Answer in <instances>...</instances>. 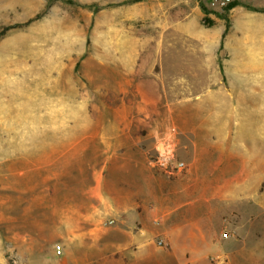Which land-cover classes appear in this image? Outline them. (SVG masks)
I'll list each match as a JSON object with an SVG mask.
<instances>
[{"label": "rangeland", "instance_id": "rangeland-1", "mask_svg": "<svg viewBox=\"0 0 264 264\" xmlns=\"http://www.w3.org/2000/svg\"><path fill=\"white\" fill-rule=\"evenodd\" d=\"M137 1L0 0L2 239L13 240L20 217L37 230L49 205L77 200L107 144L138 141L135 156L146 158L148 132L154 162L166 140L185 163L172 175H246L248 194L264 202V62L253 68L264 51V0L224 10L159 0L150 13ZM240 13L248 17L234 31L230 19ZM224 45L251 68L213 69L229 57ZM24 105L34 122L9 121ZM28 131L33 142L23 139ZM218 237L238 241L225 228Z\"/></svg>", "mask_w": 264, "mask_h": 264}, {"label": "crops", "instance_id": "crops-1", "mask_svg": "<svg viewBox=\"0 0 264 264\" xmlns=\"http://www.w3.org/2000/svg\"><path fill=\"white\" fill-rule=\"evenodd\" d=\"M158 4L159 0H146V11ZM247 17L246 13L231 16L234 31ZM223 47L229 57L213 69L251 68L240 55L236 57L241 50ZM259 50L256 69H262L264 62L263 48ZM149 137L148 132L146 158L135 156L143 150L138 141L107 144L110 152L94 171L93 181H79L77 200L49 205L45 227L37 223L35 230L31 221L28 230L22 217L16 220L13 240L0 237V264H232L236 258L238 264H258L264 260L260 249L264 202L256 192L248 194L246 175L211 174L200 179L197 174L190 179L168 174L148 156ZM224 228L236 233L238 241L220 240ZM210 245L214 249L204 248ZM215 257L221 260L212 262Z\"/></svg>", "mask_w": 264, "mask_h": 264}, {"label": "built area", "instance_id": "built-area-1", "mask_svg": "<svg viewBox=\"0 0 264 264\" xmlns=\"http://www.w3.org/2000/svg\"><path fill=\"white\" fill-rule=\"evenodd\" d=\"M206 2V5L210 9H219L224 10L228 7L229 4L236 1L243 0H201ZM175 148L174 145L170 141L163 140L158 143L156 147V158L155 164L157 167L161 168L166 173L172 174L174 171L182 170L185 167V163L183 161H178L175 159ZM224 237H227L228 234H223ZM159 245H163L162 240L158 241ZM56 253H61L60 245H56L55 247Z\"/></svg>", "mask_w": 264, "mask_h": 264}, {"label": "bare ground", "instance_id": "bare-ground-1", "mask_svg": "<svg viewBox=\"0 0 264 264\" xmlns=\"http://www.w3.org/2000/svg\"><path fill=\"white\" fill-rule=\"evenodd\" d=\"M11 39V38H10ZM9 39V40H10ZM29 39V38H28ZM22 40V39H21ZM20 40V42H22ZM31 40V39H30ZM8 41V40H7ZM11 41V40H10ZM25 41H27L26 39H25ZM18 42V41H17ZM29 42V41H28ZM15 43V42H14ZM18 44V43H17ZM21 44V43H20ZM32 46V45H31ZM36 47V45H33V47ZM11 47V46H10ZM9 47V48H10ZM33 67V66H32ZM19 75V74H18ZM222 99V98H221ZM253 99V98H252ZM255 99H256V97H255ZM262 99V98H261ZM225 100V99H224ZM244 100H246L245 98H244ZM264 101V100H263ZM262 101V102H263ZM242 108V107H241ZM1 106H0V111H1ZM245 109H247V108H245ZM32 107L31 106H28V107H26L25 105L24 106H22V107H20V108H18V112H17V114H16V116L14 117H12L9 121H13V120H20L19 121V123L21 124L22 123V125H26L27 123H33L34 122V119H33V117H32V115H30V113L29 112H32ZM248 110V109H247ZM253 110V109H252ZM262 110V109H261ZM258 114V113H257ZM243 117V116H242ZM49 118L50 119H53V117L52 116H50L49 115ZM262 118V117H261ZM253 119V118H252ZM257 121V120H256ZM262 121V120H261ZM9 123V122H8ZM254 123V122H253ZM260 123V122H259ZM262 124V123H261ZM18 125V124H17ZM8 127H10V128H12L9 124H8ZM241 127V126H240ZM244 127V126H243ZM242 128V127H241ZM27 134H29V137L28 138H23V139H29L30 141H34V134L32 133V131L30 132V131H28V133ZM5 145V144H4ZM83 180V179H82ZM84 181V180H83ZM85 182V181H84ZM83 182V183H84Z\"/></svg>", "mask_w": 264, "mask_h": 264}, {"label": "trees", "instance_id": "trees-1", "mask_svg": "<svg viewBox=\"0 0 264 264\" xmlns=\"http://www.w3.org/2000/svg\"><path fill=\"white\" fill-rule=\"evenodd\" d=\"M235 3H236V2H232L231 4H229L228 7H227V9L233 7V6L235 5ZM6 28H7V27H6ZM6 28H5V29H6Z\"/></svg>", "mask_w": 264, "mask_h": 264}]
</instances>
